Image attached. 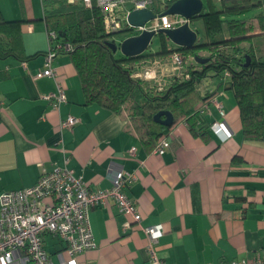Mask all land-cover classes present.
I'll use <instances>...</instances> for the list:
<instances>
[{
    "label": "crops",
    "instance_id": "crops-1",
    "mask_svg": "<svg viewBox=\"0 0 264 264\" xmlns=\"http://www.w3.org/2000/svg\"><path fill=\"white\" fill-rule=\"evenodd\" d=\"M44 15V0H0V22H17L22 45V53L0 56V194L29 188L56 167L72 170L92 192L111 188L115 173L128 172L136 179L125 194L141 220L121 213L114 202L93 208L97 247L78 255L77 264H149L144 229L152 226L161 231L155 248L166 264L264 258V141L245 139L233 91H217L203 113L210 122L221 120L215 101L222 104L226 141L212 131L196 136L182 119L158 142L143 140L122 113L85 103L69 53H54L56 78L37 77L49 52ZM250 19L264 23V9ZM169 56L150 58L165 83L179 72ZM220 82L211 79L210 89ZM57 83L66 96L59 106L45 100ZM68 116L78 123L62 128ZM161 140L170 143L164 154L155 151ZM45 241L58 263L65 244L50 236Z\"/></svg>",
    "mask_w": 264,
    "mask_h": 264
},
{
    "label": "trees",
    "instance_id": "trees-1",
    "mask_svg": "<svg viewBox=\"0 0 264 264\" xmlns=\"http://www.w3.org/2000/svg\"><path fill=\"white\" fill-rule=\"evenodd\" d=\"M173 2L167 0L164 4L168 8ZM262 3L222 0L218 5L214 0H205L201 19L206 40L198 39L191 49L168 45L166 35L160 33L162 45L156 54L178 52L183 64L180 74L162 84L137 77L140 67L133 62L143 55L128 58L113 52L110 44L120 43L105 30L103 15L96 6L87 8L81 0H44V21L47 32L55 34L50 38L51 50L71 56L85 103L117 114L126 109L133 128L130 130L139 138L158 142L174 126L154 121L161 111L171 112L175 123L182 119L196 136L211 134L212 122L205 118L201 105L209 104L217 91L232 90L245 139L264 141V58L252 44L259 31L264 32V23L260 20L256 26L248 16ZM16 24L0 22V56H13L17 50L22 53ZM197 57L209 61L200 64ZM211 79L221 80L215 90L210 89Z\"/></svg>",
    "mask_w": 264,
    "mask_h": 264
},
{
    "label": "built area",
    "instance_id": "built-area-1",
    "mask_svg": "<svg viewBox=\"0 0 264 264\" xmlns=\"http://www.w3.org/2000/svg\"><path fill=\"white\" fill-rule=\"evenodd\" d=\"M75 0H69L73 3ZM157 1L163 6V11H157ZM166 0H81L82 4L92 9L96 6L103 15L105 30L117 36L119 32L132 31L136 36L144 32L158 33L163 29H175L189 24V19L179 15H163L167 10ZM151 10L156 17L143 26L133 27L128 22V16L135 10ZM116 34V35H115ZM49 33V52L45 68L38 78H56L52 67L54 52L51 50ZM66 50H70L67 46ZM177 72L183 71L182 56L172 52L169 56ZM154 67V66H153ZM153 67L145 66L137 77L150 82L162 84L164 81L156 76ZM174 76V75H173ZM47 102H55V106L66 101L62 86L57 83V91L46 96ZM221 120L213 121L211 131L221 141H226L229 131L224 123L226 112L219 102L215 101ZM208 106L204 105L202 113ZM78 119L68 116L61 121L62 128H72ZM170 143L161 140L155 148L156 153L164 154ZM136 148L131 149V154ZM136 179L134 174L118 171L112 178L109 189L92 192L82 178L76 177L69 168L56 167L52 172L43 173L31 187L4 192L0 194V264H77V256L97 247L90 223V212L97 206H106L114 202L119 211L141 220L135 203L125 194L126 185ZM160 229L152 226L144 229L147 238L146 249L149 264H166L156 252ZM50 236L65 244L64 252L58 254L59 262L53 261L45 248V238ZM230 264H264V258L233 261Z\"/></svg>",
    "mask_w": 264,
    "mask_h": 264
},
{
    "label": "water",
    "instance_id": "water-1",
    "mask_svg": "<svg viewBox=\"0 0 264 264\" xmlns=\"http://www.w3.org/2000/svg\"><path fill=\"white\" fill-rule=\"evenodd\" d=\"M203 10V0H174L163 15H179L186 19L193 20V18H201ZM155 17L156 15L151 10H135L128 16V22L133 27L143 26ZM121 33L123 32L117 34L119 35ZM160 33L166 35L174 45L188 49L193 48L199 37V34L186 23L179 28L163 29L158 33L144 32L139 36H132L121 41L119 45L114 43L110 45L113 52L117 53V51H121V54L125 57L136 58L143 55L148 50L151 46L153 37ZM195 59L200 64L209 61L208 59L198 57ZM154 121L166 127H171L175 123L174 117L169 111L158 112L154 116Z\"/></svg>",
    "mask_w": 264,
    "mask_h": 264
},
{
    "label": "rangeland",
    "instance_id": "rangeland-1",
    "mask_svg": "<svg viewBox=\"0 0 264 264\" xmlns=\"http://www.w3.org/2000/svg\"><path fill=\"white\" fill-rule=\"evenodd\" d=\"M203 1H205V0H203ZM214 1L216 3H220L222 0H214ZM155 9L157 11H160V12L163 11V6L160 4L159 1H157ZM262 9H264V8H258V9L253 10L248 14V16H255L259 12H261ZM190 26L193 30H195L199 34V37H198L199 41H205L206 40L204 22L201 18L191 20ZM132 36H136V33L132 32V31H125V32L117 35L115 40L118 43H120L121 41H123L127 38H130ZM165 41L168 45L175 46L167 37H166ZM252 44L254 45L256 50L260 51V54L263 53V54H261V57L264 58V37L260 36V37L253 38ZM161 45H162V41L160 39V36L157 35V36L153 37L152 42H151V46L146 51L147 54H145V55L143 54V57H139V59L134 61L133 63L138 65L139 67L140 66L143 67L145 65H147V66L153 65L154 66V64L152 63L153 59H150V58H158V55L156 53L159 52V50L161 49ZM204 54L206 55L208 53L205 52ZM116 55L120 57L122 55L121 51H117ZM122 114H123V116H125L129 120L128 128L132 130L133 128H132L131 121L128 117V114H129L128 111L125 109Z\"/></svg>",
    "mask_w": 264,
    "mask_h": 264
}]
</instances>
